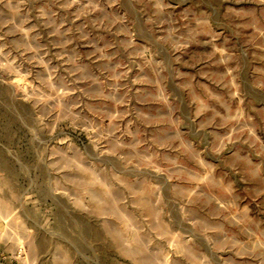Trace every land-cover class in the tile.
<instances>
[{"label": "rangeland", "instance_id": "obj_1", "mask_svg": "<svg viewBox=\"0 0 264 264\" xmlns=\"http://www.w3.org/2000/svg\"><path fill=\"white\" fill-rule=\"evenodd\" d=\"M0 264H264V0H0Z\"/></svg>", "mask_w": 264, "mask_h": 264}]
</instances>
